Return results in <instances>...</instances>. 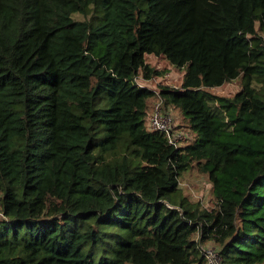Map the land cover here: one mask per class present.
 Instances as JSON below:
<instances>
[{
    "label": "trees",
    "instance_id": "16d2710c",
    "mask_svg": "<svg viewBox=\"0 0 264 264\" xmlns=\"http://www.w3.org/2000/svg\"><path fill=\"white\" fill-rule=\"evenodd\" d=\"M155 88L191 144L150 130ZM0 208V264L264 262V0H0Z\"/></svg>",
    "mask_w": 264,
    "mask_h": 264
},
{
    "label": "rangeland",
    "instance_id": "374dc122",
    "mask_svg": "<svg viewBox=\"0 0 264 264\" xmlns=\"http://www.w3.org/2000/svg\"><path fill=\"white\" fill-rule=\"evenodd\" d=\"M148 62L151 64H155L157 66H165L166 70L164 73V77L167 81H171V78L173 79L172 82H178L181 83L182 79L184 77L185 69L184 68H177L174 65H172L170 62H168L163 57H157L154 55H148L147 58ZM160 79L155 80L152 85V87H158L160 84H164ZM176 80V81H175ZM166 84V81H165ZM241 84L240 80L237 79L235 81L229 82L224 84L223 86L219 88H213L209 90V93L213 95H225V96H231L234 95L238 90H240ZM158 90V89H157ZM154 104V103H153ZM152 104V105H153ZM173 115L175 116L176 123L179 128H184L186 126L183 125V121L186 123L185 119L183 118V115L180 113L178 109H170ZM176 110V111H174ZM180 184L183 187V191L186 195H188L193 201H200L201 203L208 206L209 209H211L212 206H214V201L212 200V185L208 179L207 176L200 174L196 170L188 171L181 175L180 177ZM1 224V223H0ZM109 238V246H113V239L112 237ZM205 247L212 246L210 242H206L204 244ZM264 264V262L260 263Z\"/></svg>",
    "mask_w": 264,
    "mask_h": 264
},
{
    "label": "built area",
    "instance_id": "2783aa9c",
    "mask_svg": "<svg viewBox=\"0 0 264 264\" xmlns=\"http://www.w3.org/2000/svg\"><path fill=\"white\" fill-rule=\"evenodd\" d=\"M135 83L142 88L148 86L147 81L141 77L134 79ZM159 98L154 102L152 113L148 120V126L152 131L162 132L167 136L170 145L175 148L189 145L194 140V135L186 128H179L176 119L171 110L163 108V99L161 98L158 90ZM0 218H5L3 211L0 208ZM202 253L205 256L206 264H222V258L215 246L202 248Z\"/></svg>",
    "mask_w": 264,
    "mask_h": 264
}]
</instances>
